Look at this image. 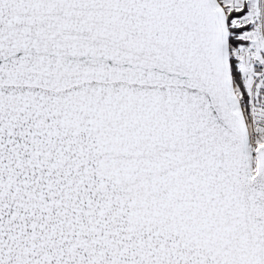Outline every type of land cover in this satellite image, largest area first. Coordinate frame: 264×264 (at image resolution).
<instances>
[{"label":"snow or ice","instance_id":"6c2138e0","mask_svg":"<svg viewBox=\"0 0 264 264\" xmlns=\"http://www.w3.org/2000/svg\"><path fill=\"white\" fill-rule=\"evenodd\" d=\"M0 264H264V0H0Z\"/></svg>","mask_w":264,"mask_h":264}]
</instances>
